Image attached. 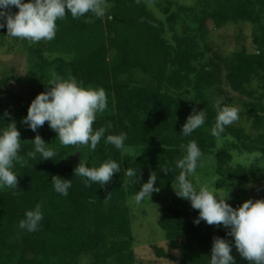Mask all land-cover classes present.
Listing matches in <instances>:
<instances>
[{"label":"trees","instance_id":"16d2710c","mask_svg":"<svg viewBox=\"0 0 264 264\" xmlns=\"http://www.w3.org/2000/svg\"><path fill=\"white\" fill-rule=\"evenodd\" d=\"M107 3L103 18L88 13L78 19L66 14L57 20L55 38L41 40L42 46L31 50L28 72L22 76L46 89L52 72L64 77L71 74L85 84L105 89L108 106L97 114L93 129L103 127L106 131L94 151L87 145H61L46 121L37 132L56 154L47 160L40 159L39 153L29 157L31 139L37 133L21 122L28 108L7 106V98L13 94L10 81L22 78L0 74V116L5 111L10 114L5 120L0 118V127L15 120L22 140L20 162L14 165L19 172L17 188L0 189V264H135L127 198L134 196L151 172L158 178L159 191L172 187L180 171L175 161L184 155L182 146L190 140L197 142L203 154L210 152L217 144L211 135L216 116L211 92L217 89L226 95L221 87L224 83L244 92L245 83L255 75L261 78L262 91L252 101L251 111L253 127L259 133L252 137L243 127L226 126L222 137H231L230 146L216 152L212 175L217 177V187L246 186L256 177L253 199L264 198V168L232 163V149L264 153V0H201L196 7H180L182 12L197 15L201 34L209 24H251L255 50L243 47L228 59L212 51L205 57L195 36L175 35V44L170 41L166 32L174 28L178 15L169 5L163 8L167 15L161 18L145 0ZM45 50L55 55L47 56ZM186 85L194 95L179 93L181 88L188 93ZM193 108L203 109L205 123L183 136L181 126ZM119 133L126 134V148L134 147L133 152L140 153L136 159L105 143L108 134ZM75 153L79 159L74 158ZM108 158L120 163V172L104 186H85L73 175L80 160L98 166ZM128 167L140 175V183H132L124 175ZM163 168L169 172H161ZM53 175L71 179L67 196L54 191ZM38 202L43 211L40 226L33 232L20 229L25 210ZM158 223L165 232L167 249L156 244L152 247L158 257L177 264H208L213 238L231 239L223 226L184 218L177 205L164 206ZM232 253L236 264H248L235 248Z\"/></svg>","mask_w":264,"mask_h":264},{"label":"clouds","instance_id":"9594fccd","mask_svg":"<svg viewBox=\"0 0 264 264\" xmlns=\"http://www.w3.org/2000/svg\"><path fill=\"white\" fill-rule=\"evenodd\" d=\"M14 7L18 11H13ZM107 9V0H0V28H6V35L9 37L32 43L50 41L56 36V21L63 20L66 14H70L74 19L88 13L103 18ZM45 84L49 87L32 99L27 115L21 121L37 133L31 139L33 149L27 155L35 157L39 153L40 159L44 160L53 159L55 156V151L48 147L49 142L37 132L46 121L48 127L56 132V138L61 145H87L90 151H94L106 131L103 127L93 129L97 114L104 112L108 106L105 89L90 83L85 84L71 74L64 77L55 72L50 74ZM224 100V97H217L213 104L216 116L211 135L216 138L218 149L222 147V134L226 126L237 121L240 112L235 103H224ZM8 115L10 114L5 111L4 116L0 118L5 120ZM205 120L203 109L197 111L193 108L181 126L180 133L183 136L191 135L194 130L204 125ZM20 135L15 120L0 127V189L17 188L19 172L14 170V165L20 162ZM125 139V133L108 134L105 143H111L122 153L136 159L140 153L126 148ZM182 147L184 155L175 161V167L180 170L175 176V182H172L175 194L190 201L191 207L198 210L194 223L199 224L203 220L209 225L223 226L226 235L231 237L213 238L208 264H236L233 248L248 264H264V198H248L234 207L228 202L230 189L227 195L220 191L216 186L217 177L204 182L197 180L194 184L191 178L201 163L202 151L194 139ZM236 164L264 168V153L254 152L245 154L244 157H236L233 165ZM116 172H120V163L108 158L98 166H88L85 161L80 160L74 167L73 175L79 176L85 186L92 183L104 186ZM161 172L167 174L169 169L163 168ZM124 175L130 182L140 183L141 177L133 168L128 167ZM157 179L154 172H151L147 181L140 184L132 199L137 204L145 197L151 199V194L159 191ZM51 182L55 192L67 196L71 179L53 175ZM42 219V204L38 202L33 208L25 210L18 227L33 232L38 229Z\"/></svg>","mask_w":264,"mask_h":264},{"label":"rangeland","instance_id":"374dc122","mask_svg":"<svg viewBox=\"0 0 264 264\" xmlns=\"http://www.w3.org/2000/svg\"><path fill=\"white\" fill-rule=\"evenodd\" d=\"M201 0H145L148 7L161 18L167 15L163 8L169 5L170 10L174 11L178 17L173 29H167L166 37L175 44V35L178 36H195L200 49L205 52V57L209 56L211 51L217 52L228 59L235 51L241 50L243 47L248 51H254L255 45L252 41V27L249 22H228L221 27L209 24L207 31L204 34L198 30L197 15L188 11L187 13L180 11V7L197 6ZM6 28H0V74H9L11 76L21 77L27 74L30 66L31 50L38 48L41 41L32 43L27 40H22L6 35ZM43 41V40H42ZM47 56L55 54L44 51ZM50 56V57H51ZM204 61L202 59L200 63ZM30 78H22L18 82L11 80L12 97L7 98V106L10 108L18 107L28 108L32 99L40 91L46 90L44 86H40L36 81H30ZM187 87L188 93L183 88L178 89L179 93L186 95H194L191 86ZM226 95L222 96L219 90L215 89L211 92L214 100L217 97H224V103H235L239 108V119L233 122L232 126H240L245 129L252 137H255L259 130L253 127V115L251 111L252 101L262 91L261 78L258 75L245 83L244 92L232 90L227 84H222ZM37 92V93H35ZM227 137H222V147H229L230 140ZM231 138V137H230ZM221 147V148H222ZM219 148V149H221ZM132 149V148H130ZM216 146L208 153L203 154L201 163L198 164L196 172L194 173L193 183L197 180L204 182L216 177L212 175L216 166L215 156L219 150ZM135 150L134 147L132 149ZM232 163L236 157H244L245 154H252L250 152H239L232 149ZM74 156V155H73ZM79 159L80 157H75ZM215 172V171H214ZM256 177L245 185L218 187L220 191L227 195L229 192V203L234 207L239 206L244 200L253 198L255 196L258 182ZM133 196L127 198V204L131 213V228L133 234V245L137 262L135 264H177L176 261L158 257L152 247L156 244L164 249H167V241L165 232L159 225L158 219L163 212V207L166 205H177L182 212L184 218L193 220L198 216V210L191 207L190 201L179 198L175 194L173 187L164 191H154L151 194V199L145 197L140 203H136ZM200 222H204L201 220ZM177 253V251H175Z\"/></svg>","mask_w":264,"mask_h":264},{"label":"water","instance_id":"95a60500","mask_svg":"<svg viewBox=\"0 0 264 264\" xmlns=\"http://www.w3.org/2000/svg\"><path fill=\"white\" fill-rule=\"evenodd\" d=\"M74 156H75V157H78V156H79V153H75Z\"/></svg>","mask_w":264,"mask_h":264}]
</instances>
